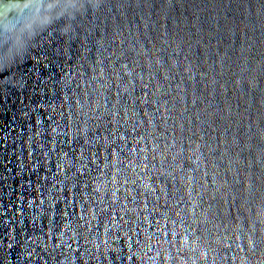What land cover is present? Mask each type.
Returning <instances> with one entry per match:
<instances>
[{"label":"water","instance_id":"obj_1","mask_svg":"<svg viewBox=\"0 0 264 264\" xmlns=\"http://www.w3.org/2000/svg\"><path fill=\"white\" fill-rule=\"evenodd\" d=\"M5 3L0 264H264V0Z\"/></svg>","mask_w":264,"mask_h":264},{"label":"clouds","instance_id":"obj_2","mask_svg":"<svg viewBox=\"0 0 264 264\" xmlns=\"http://www.w3.org/2000/svg\"><path fill=\"white\" fill-rule=\"evenodd\" d=\"M92 6L98 8L101 4V0H91ZM11 4H6L5 0H0V7L3 8V11L0 12V16L10 14L13 10V7L10 6ZM251 238H249V243L251 244Z\"/></svg>","mask_w":264,"mask_h":264},{"label":"snow or ice","instance_id":"obj_3","mask_svg":"<svg viewBox=\"0 0 264 264\" xmlns=\"http://www.w3.org/2000/svg\"><path fill=\"white\" fill-rule=\"evenodd\" d=\"M60 57L64 58L65 60L69 59L68 53L65 52V51H62V54H61ZM248 244H249V247L253 246V242L252 241H251V244L249 242H248ZM129 258H131V257H129Z\"/></svg>","mask_w":264,"mask_h":264}]
</instances>
